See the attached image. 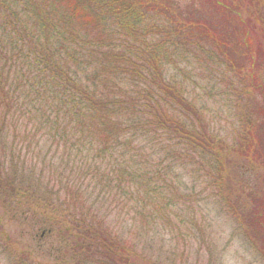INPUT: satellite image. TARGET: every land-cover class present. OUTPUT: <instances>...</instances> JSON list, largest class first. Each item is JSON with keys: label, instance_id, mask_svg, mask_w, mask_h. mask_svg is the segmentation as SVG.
<instances>
[{"label": "trees", "instance_id": "1", "mask_svg": "<svg viewBox=\"0 0 264 264\" xmlns=\"http://www.w3.org/2000/svg\"><path fill=\"white\" fill-rule=\"evenodd\" d=\"M151 1L0 0V264H157L136 243L147 229L192 238L189 176L264 262L258 43L239 8L214 0L225 15L212 22ZM216 74L229 140L189 91L209 95Z\"/></svg>", "mask_w": 264, "mask_h": 264}, {"label": "rangeland", "instance_id": "2", "mask_svg": "<svg viewBox=\"0 0 264 264\" xmlns=\"http://www.w3.org/2000/svg\"><path fill=\"white\" fill-rule=\"evenodd\" d=\"M218 1L219 5L239 8V14L242 17L240 21L249 24H247L249 35L258 43L256 53L260 58V63L262 62L264 66V0ZM151 2L157 6L159 0H152ZM163 2L165 3L164 13L165 11H172L170 8L173 7L177 13L182 14L187 13L186 11L191 8L195 11L196 9L199 11V8H202L205 12H209L212 15H209L212 22L220 21L225 15L223 9L217 7L214 0H161V3ZM233 7L227 8L234 9ZM176 15L181 21L185 19L178 14ZM225 19L233 22L227 16H225ZM196 70L197 68H195ZM262 72L264 77V69ZM213 79H215V88L210 91L209 95L199 88H194L196 86L192 84H188L190 87L189 91L196 98L201 95L208 97L207 99L204 96L201 97L206 114L212 120L217 135L219 137H226L229 140L232 137L233 128H231V125L234 124V122L230 121L233 107L230 100L231 96L228 95L227 91H224L220 81L221 78L218 74ZM197 83V86H199L201 82ZM260 87L262 89L264 83L263 87L261 85ZM256 93L258 94V96L256 95V101H259L260 93L258 89H256ZM200 181L202 180H198L197 182V179L191 176L187 178L188 186L193 182L195 183V196H197L194 204V208L197 211L195 224L188 223L187 225L192 231V238L188 237L185 242L180 238L174 239L173 246H171L166 236L161 237L157 233H153V230L147 229L148 231L143 233L142 238L136 243L138 249L149 256L151 261H156L157 264H264L262 257L244 239L240 228L236 225V220H233L225 212L222 203L215 196V191L212 192L209 185H202ZM207 181L209 182V179ZM241 187L244 186L241 185ZM249 187L251 186L248 185L241 191H248ZM256 189L259 192L260 185ZM187 216L190 217L191 215ZM4 224L5 235H11L14 239L19 237L20 240H17V243L20 242V244L18 243L17 246L24 249L26 242H22L21 236L17 235V231L24 230L22 225L8 223L6 222V218ZM255 226L258 227L257 225ZM121 232H124L122 228ZM255 235L257 234L255 233ZM132 238L135 242L136 236L132 235ZM254 240L255 246L257 245L260 248L258 237L255 236Z\"/></svg>", "mask_w": 264, "mask_h": 264}]
</instances>
